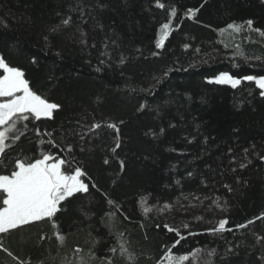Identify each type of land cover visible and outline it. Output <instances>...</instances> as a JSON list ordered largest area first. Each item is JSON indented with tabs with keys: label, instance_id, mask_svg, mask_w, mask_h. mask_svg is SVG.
Here are the masks:
<instances>
[{
	"label": "trees",
	"instance_id": "1",
	"mask_svg": "<svg viewBox=\"0 0 264 264\" xmlns=\"http://www.w3.org/2000/svg\"><path fill=\"white\" fill-rule=\"evenodd\" d=\"M161 2L176 8L179 27L158 49L169 9L155 0H0V56L24 71L37 94L61 106L52 119L25 121L28 131L4 163L47 151L73 159L89 184L88 193L62 202L56 229L44 220L0 234L12 253L0 248V264H77L78 256L87 264L109 258L129 264L119 242L134 264H156L179 239L165 223L185 237L175 254L201 248L209 264H264V242L256 240L264 237V219L235 228L264 213V97L254 82L237 88L208 82L221 72L264 76V37L247 27L219 31L249 19L264 30V0ZM188 9L198 10L194 18L185 15ZM93 123L101 127L89 131ZM110 123L119 128L115 152ZM34 128L51 132L59 147L39 144L49 137H37ZM69 143L70 156L62 150ZM141 197L155 205L147 215ZM217 198L226 210L212 204ZM165 203L172 208L162 213ZM180 212L195 217L183 221ZM221 218L233 231H205Z\"/></svg>",
	"mask_w": 264,
	"mask_h": 264
},
{
	"label": "snow or ice",
	"instance_id": "2",
	"mask_svg": "<svg viewBox=\"0 0 264 264\" xmlns=\"http://www.w3.org/2000/svg\"><path fill=\"white\" fill-rule=\"evenodd\" d=\"M155 6L160 9H169L167 22L160 24L157 39L155 40V47L159 49L164 47L169 35L179 25L174 26L173 21L177 16V10L174 6L169 7L165 3H162L161 0H155ZM197 11L196 9H188L185 15L189 19H192L195 17ZM62 23L68 25L70 20L64 19ZM245 27L264 37V30L259 28L254 29L251 19L240 24L235 22L229 23L226 25V28L219 31L231 30L233 33L239 34ZM53 31H56V29L54 28ZM45 40H47V37H45ZM188 47L189 45H184L185 49ZM153 55H157V53H153ZM35 62L36 59L33 58V63ZM122 62L123 60H121ZM0 72H2L0 74V169H2L0 171V234H8L25 225L44 220L50 221L52 227L56 229L57 223L53 218L61 211L62 202L74 197L76 194L89 192V184L83 179L87 177V173L80 166H74L73 159L69 157L61 158L59 155H53L47 151H41L39 156L9 158L8 163H4L3 157L7 151L28 131L27 124L24 122L39 121L42 118L52 119L54 111L61 106L37 94L29 86V81L25 79L24 71L18 67L10 66L2 56H0ZM166 75L167 72H165ZM244 81L254 82L260 90V96L264 97V76L244 75L237 78L228 72H221L219 75L208 80L209 83L228 84L232 88H237ZM144 107L145 105L141 104L140 108L143 109ZM121 123L123 122L121 121ZM100 127V124L93 123L89 131H94ZM107 127L116 132L115 147L111 149L112 152H115L121 146L119 128L115 123H110ZM33 130L37 137H49L47 141L38 140L39 144L43 145L47 143L53 147H59L51 132H41L39 128H34ZM8 141H11V143H8ZM62 150L67 151L70 156L72 145L69 143ZM244 151L247 153L249 150L245 149ZM229 152H232L231 148ZM259 159L264 161V154L260 155ZM104 163L107 164L108 160L106 159ZM120 164L121 170H123L124 162L121 161ZM240 167L244 168L245 165L240 164ZM9 169L11 170L8 171ZM91 186L93 188L96 187L94 183ZM184 198L188 199V197ZM218 200L219 198L213 200L212 204L222 211L226 210L224 205L219 203ZM108 203L117 207V209L119 207L111 199L108 200ZM140 205L145 215L150 213L155 207V205H148L147 197H141ZM171 208V204L165 203L159 211L163 213L165 210ZM115 214V212H112L107 215L115 216ZM258 219H264V213L259 217L248 220L246 223L236 224L235 228L237 230L246 228ZM228 225L229 220L221 218L214 226L207 228L205 231L211 235H220L233 231ZM157 227H160V225H157ZM183 227L187 229L189 225L185 223ZM163 228L167 229L168 232H175L179 239L175 240L171 246H166V250L156 261V264H209L208 260L201 256L203 251L201 248H193L191 251L175 254L173 249L185 237L181 235L179 229L171 227L167 223L163 225ZM54 235L59 241L65 239L59 231L55 232ZM189 235L195 234L189 233ZM43 238L41 237V239ZM256 240L257 242H264V237L256 236ZM0 248L8 252L7 248H3L2 241H0ZM81 251L80 248L75 249L76 253H80ZM110 251L115 255L117 249L114 247ZM231 251V248L227 249V252ZM119 252L122 256L126 255L129 264H134L135 258L132 254L128 253V249L123 242H119ZM215 252L216 250L213 249L207 253V256L211 257ZM8 255L11 256L12 253L8 252ZM89 255L94 258L93 253L90 252ZM77 264H87V262L83 257L78 256ZM108 264H112L110 258L108 259Z\"/></svg>",
	"mask_w": 264,
	"mask_h": 264
},
{
	"label": "rangeland",
	"instance_id": "3",
	"mask_svg": "<svg viewBox=\"0 0 264 264\" xmlns=\"http://www.w3.org/2000/svg\"><path fill=\"white\" fill-rule=\"evenodd\" d=\"M226 33L227 32H225V34ZM178 217H179L180 220L187 221V220H190V219L194 218L195 216H190V215L186 214L185 212H180L179 215H178Z\"/></svg>",
	"mask_w": 264,
	"mask_h": 264
}]
</instances>
